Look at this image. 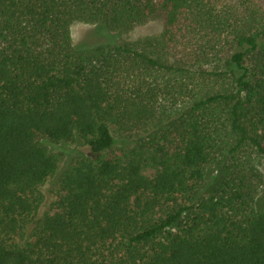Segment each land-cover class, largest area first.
Instances as JSON below:
<instances>
[{
	"label": "trees",
	"instance_id": "trees-1",
	"mask_svg": "<svg viewBox=\"0 0 264 264\" xmlns=\"http://www.w3.org/2000/svg\"><path fill=\"white\" fill-rule=\"evenodd\" d=\"M262 194L264 0H0V264H264Z\"/></svg>",
	"mask_w": 264,
	"mask_h": 264
},
{
	"label": "rangeland",
	"instance_id": "rangeland-1",
	"mask_svg": "<svg viewBox=\"0 0 264 264\" xmlns=\"http://www.w3.org/2000/svg\"><path fill=\"white\" fill-rule=\"evenodd\" d=\"M90 28H92V24L84 22V21H75L71 26L72 37L73 41L77 42L84 40L86 43L96 44L102 40V35L97 32H87ZM164 29V24L162 20L154 19L149 20L148 22L140 25H136L133 29H131L125 36L130 40H136L138 38L149 36V35H157L160 34ZM81 149L87 150L86 147H81ZM215 173V172H214ZM49 185L45 186V191L47 193V201L43 206V210L49 208V202L52 201L55 197L50 191L49 187L51 182L48 183ZM260 202L264 205V194H262L260 198Z\"/></svg>",
	"mask_w": 264,
	"mask_h": 264
}]
</instances>
